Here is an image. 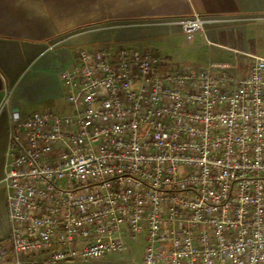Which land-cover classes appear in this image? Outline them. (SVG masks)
I'll return each mask as SVG.
<instances>
[{"label": "built area", "instance_id": "built-area-1", "mask_svg": "<svg viewBox=\"0 0 264 264\" xmlns=\"http://www.w3.org/2000/svg\"><path fill=\"white\" fill-rule=\"evenodd\" d=\"M227 20L163 22L191 38ZM77 54L62 72L70 112H12L16 264L102 259L140 239L144 264H264V57L238 79L131 44Z\"/></svg>", "mask_w": 264, "mask_h": 264}, {"label": "crops", "instance_id": "crops-1", "mask_svg": "<svg viewBox=\"0 0 264 264\" xmlns=\"http://www.w3.org/2000/svg\"><path fill=\"white\" fill-rule=\"evenodd\" d=\"M194 13L229 20L209 23L191 38L163 22ZM181 36L198 39L193 47L212 46L214 72L235 69L242 76L255 56L264 57V0H0V104L9 95L0 111V264H16L3 181L12 112H70L62 72L77 63L79 47H150L179 64ZM133 256L129 248L102 259L29 264H135Z\"/></svg>", "mask_w": 264, "mask_h": 264}, {"label": "rangeland", "instance_id": "rangeland-1", "mask_svg": "<svg viewBox=\"0 0 264 264\" xmlns=\"http://www.w3.org/2000/svg\"><path fill=\"white\" fill-rule=\"evenodd\" d=\"M181 50L182 52L178 57L175 58V61L179 63L181 66H208L209 64V54L212 49V46H201V47H193L195 44L199 43L197 39L196 42L188 40L186 37L181 36ZM137 46V45H136ZM140 48H150L138 46ZM152 49V48H150ZM153 50V49H152ZM247 72V71H246ZM245 72V73H246ZM226 73L234 74L240 79L241 72L238 70H227ZM144 247L145 243L143 239L138 241L131 240L130 241V249L133 250L134 263L140 264L142 262V256L144 255Z\"/></svg>", "mask_w": 264, "mask_h": 264}]
</instances>
